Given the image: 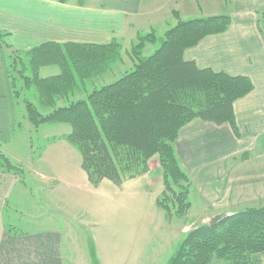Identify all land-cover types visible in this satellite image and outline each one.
Here are the masks:
<instances>
[{
	"label": "trees",
	"instance_id": "1",
	"mask_svg": "<svg viewBox=\"0 0 264 264\" xmlns=\"http://www.w3.org/2000/svg\"><path fill=\"white\" fill-rule=\"evenodd\" d=\"M172 15L177 23L162 38L143 35L131 47L127 53L133 63L130 70L112 82L84 88L82 98L60 107L53 108L54 103L70 98L81 85L98 80L121 61L120 43H45L29 51L27 60L17 55L21 67L29 68H21L18 74L29 95L34 90L41 104L52 108L42 115L29 97L25 98L24 115L29 125H68L70 132L63 139L79 153L88 183L96 187L105 180L115 185L133 180L147 173L148 161L157 156L164 191L156 206L167 219H184L190 209L186 197L189 184H185L189 178L174 151L179 131L193 120L228 124L235 130L233 104L251 92L252 84L246 77L201 69L184 58L185 51L204 38L227 30L229 16L180 20L176 12ZM7 36L0 33V41ZM155 41L156 49L143 56L144 47ZM46 66L60 71L40 78L38 71ZM18 166L0 153L2 173L19 175ZM262 253L264 207L244 208L213 226L204 224L188 232L167 264H254L253 256ZM88 259L97 264L92 247Z\"/></svg>",
	"mask_w": 264,
	"mask_h": 264
},
{
	"label": "crops",
	"instance_id": "2",
	"mask_svg": "<svg viewBox=\"0 0 264 264\" xmlns=\"http://www.w3.org/2000/svg\"><path fill=\"white\" fill-rule=\"evenodd\" d=\"M237 3L236 12L229 14L224 0H0V33L8 34L10 54H19L27 60L29 51L45 43L107 45L118 42L124 48L139 34L165 30L173 11L183 19L229 15L231 25L225 33L206 37L184 53L185 60L193 61L201 69L243 76L252 84L251 92L233 104L235 130L228 124L216 126L193 120L179 131L174 143L179 165L189 176L194 190L190 209L195 214V223L200 225L206 223L212 211L231 202L250 203L248 207H255L254 204L264 199V22L258 26L255 23L257 14L264 13V0H237ZM43 69L47 67L40 71ZM5 77L9 82V74L5 73ZM21 119L27 120L25 116H20ZM9 124L5 121L6 126ZM5 155L25 168L8 153ZM241 156L244 161L240 166L246 168L238 176L237 168L232 171L231 164L236 163L235 157ZM52 158L56 160L51 162L59 168L68 161L63 155ZM152 173L129 183L137 181L143 190L149 188L157 194L154 182L157 178ZM43 178L34 181L38 185L36 192L43 197L42 207L39 206L42 216L15 220L14 213L7 211L8 203L12 193L21 191L24 183L15 175L0 171V264H77L75 252L71 257L69 251L62 254L60 250V243L67 237L63 234L64 226L55 224L53 215H45L44 208L51 204L53 188L44 183L47 176ZM209 190L217 194L215 199L208 198ZM225 197L229 199L226 203L222 201ZM161 218L168 223L167 232L176 231L172 225L176 219H167L165 214ZM36 219L43 223L37 224ZM16 224L20 226L17 231ZM55 242H59L57 249ZM95 248L100 258L97 242ZM77 255L78 264L87 262L85 253ZM253 263L264 264V253L253 256Z\"/></svg>",
	"mask_w": 264,
	"mask_h": 264
},
{
	"label": "rangeland",
	"instance_id": "3",
	"mask_svg": "<svg viewBox=\"0 0 264 264\" xmlns=\"http://www.w3.org/2000/svg\"><path fill=\"white\" fill-rule=\"evenodd\" d=\"M224 2L229 14L236 12L237 0H224ZM174 12L178 14L180 20L203 18L198 16L183 19L177 11ZM260 15L261 13H258L257 18H255L257 26L264 22V17H260ZM171 18L173 21H170V25L165 27V30H151L148 33L139 34L130 45H125L124 48L121 45L122 59L112 65V70L107 71L108 73L106 72L96 81H87L70 98H60L57 103H54L53 108L65 105L69 100L82 98L84 96L82 92L84 88L88 90L104 83L112 82L122 73L130 70L133 63L130 61L127 53L137 42L138 38L151 33L155 35L156 40L162 38L164 33L177 23L172 14ZM6 41V39L1 37L0 42H3L1 43L3 46L0 45V145L3 149L0 147V153L2 155H5V152L8 153L11 158L23 163L26 168L20 164L18 166L17 171H21V173L16 176L24 184L21 186V191L15 190L12 193L7 211L10 214L14 213L12 216L15 220H18V218L28 220L32 216L40 218L42 214L39 213V206L42 207V203L40 202H42L43 197H41L42 194L36 192L38 185L34 181L37 178L44 179L43 176L46 175L47 181L45 180L46 182L44 183L47 186L50 185L53 188V192L51 194L52 205H49L50 208L48 206L45 207L44 211L46 216L49 214L53 215L55 224L61 225L62 223V226H64L63 229L65 231H63V234L67 235V241L65 240L63 243H60L62 254L65 251H69L72 257V254L75 252V260L78 264L77 254L82 255V253H85L87 255V262L83 264H90L88 255L92 247L94 248L97 264H167L170 257L180 246V238L182 241L188 232L204 224L197 225L195 223L196 220H194L195 214L189 209L184 219L172 217L176 219L175 224L172 223L176 229L175 232L166 231L168 223H165L161 218L165 213L155 203L157 198H162L164 191L157 156L148 161V172L145 173L149 174L155 171L152 174L157 178L154 181L158 189L157 194L154 191H150L149 188L143 190L141 186H137L139 183L137 181H134L135 184H130V180H128L120 185H115L105 180L96 187L88 183L84 172L80 168L79 153L74 146L63 139V136L70 132L68 125L45 124L39 128H33L31 125L27 126V120L21 119L20 121V116H25V98L29 97L42 115L50 112L52 108L43 106L34 90L31 89L34 94L30 96L29 91L23 88L18 71L21 68L23 70H29V68L26 65L21 67L19 57L10 54L11 50L4 47ZM157 46L156 41L155 43L147 44L142 51V55L149 56ZM46 67L47 70L38 71L39 77H43L45 74L59 73L60 71L56 66ZM8 71L12 73L14 80L10 79L9 82H6L5 73L10 74ZM28 74H32V71L30 70ZM15 91H19L20 94L17 96ZM12 111L17 113H13ZM5 121L10 123L9 126L5 125ZM58 155L68 157L67 164L64 163L62 168L57 167L54 162H51L56 159L59 160V157L56 159L52 158ZM242 156L235 157L236 163L231 164L233 166L232 171H234V167L237 168L238 176H241L243 169L246 168L240 166L243 165L242 162L244 161ZM219 165L221 166V164ZM214 169L213 173L216 171ZM229 172L231 176V167ZM221 174L223 175V173ZM42 179H39V181L43 182ZM185 184H189L186 197L190 202V208H193L191 200L195 198V195L191 187L190 178L188 183ZM175 190L176 194H178L177 188ZM216 195L209 190V199H215ZM232 196L237 198L234 194ZM167 197L171 198L170 194ZM250 197L253 199L252 195ZM222 201L226 203L229 199L225 197ZM208 202L210 203V200ZM248 206H250V203L238 204L231 202L228 206L224 205V207H221L222 209L220 210L212 211L208 217L209 219L204 223L208 224L216 216L229 215L244 208L264 207V199L254 204L253 206L255 207ZM190 213L194 215H190ZM44 219L46 218L44 217ZM35 222L37 224L43 223L37 219ZM57 227L55 225V230H57ZM178 228L180 231H178ZM18 229H20V226L16 224L14 230L17 231ZM94 241L97 242V247L100 250V258L97 256ZM58 245L59 242L54 243L55 249L58 248ZM79 264H82L81 261H79Z\"/></svg>",
	"mask_w": 264,
	"mask_h": 264
},
{
	"label": "water",
	"instance_id": "4",
	"mask_svg": "<svg viewBox=\"0 0 264 264\" xmlns=\"http://www.w3.org/2000/svg\"><path fill=\"white\" fill-rule=\"evenodd\" d=\"M227 215H220V216H216L214 218H212L210 221H209V225L210 226H213L215 225L217 222H219L220 220H222L223 218H225Z\"/></svg>",
	"mask_w": 264,
	"mask_h": 264
}]
</instances>
